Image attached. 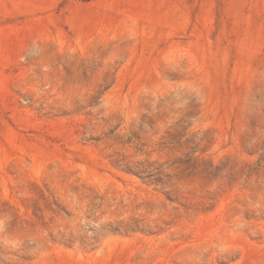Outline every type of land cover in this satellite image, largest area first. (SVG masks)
Listing matches in <instances>:
<instances>
[{
	"label": "rangeland",
	"instance_id": "1",
	"mask_svg": "<svg viewBox=\"0 0 264 264\" xmlns=\"http://www.w3.org/2000/svg\"><path fill=\"white\" fill-rule=\"evenodd\" d=\"M0 264H264V0H0Z\"/></svg>",
	"mask_w": 264,
	"mask_h": 264
}]
</instances>
